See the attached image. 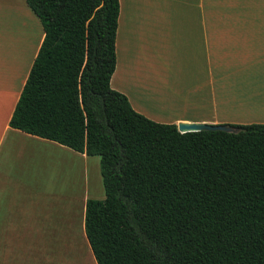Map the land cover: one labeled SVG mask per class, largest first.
<instances>
[{
	"label": "trees",
	"instance_id": "obj_1",
	"mask_svg": "<svg viewBox=\"0 0 264 264\" xmlns=\"http://www.w3.org/2000/svg\"><path fill=\"white\" fill-rule=\"evenodd\" d=\"M45 38L10 125L101 159L98 264H264V123L182 133L111 86L120 0H26Z\"/></svg>",
	"mask_w": 264,
	"mask_h": 264
},
{
	"label": "crops",
	"instance_id": "obj_2",
	"mask_svg": "<svg viewBox=\"0 0 264 264\" xmlns=\"http://www.w3.org/2000/svg\"><path fill=\"white\" fill-rule=\"evenodd\" d=\"M44 38L26 0H0V264H44L46 221L74 185L61 158H92L10 125ZM116 52L111 86L157 122L264 123V0H120Z\"/></svg>",
	"mask_w": 264,
	"mask_h": 264
},
{
	"label": "rangeland",
	"instance_id": "obj_3",
	"mask_svg": "<svg viewBox=\"0 0 264 264\" xmlns=\"http://www.w3.org/2000/svg\"><path fill=\"white\" fill-rule=\"evenodd\" d=\"M177 73L188 74L186 68L180 69ZM248 108L247 110L254 109L252 106H248ZM80 159V163L76 159V164H78L75 167L71 165L73 164L71 156L61 158V167L70 166L67 170L69 172L68 182L74 178V185L68 188V186H72L70 182L68 186L66 185V189L63 186L60 187L58 212L49 221H46V231L40 240L42 248L37 249V255L38 252L41 253L37 259L39 261L41 255L44 264L48 262L54 264H98L85 229L86 202L89 198H105V188L100 177L96 178L94 174L85 173L78 165L81 164L82 169L85 170L89 168L91 173H96L97 170L99 173V166L97 169L96 163L100 157L92 156L91 160H87V162L81 157ZM69 160L71 161L69 162Z\"/></svg>",
	"mask_w": 264,
	"mask_h": 264
},
{
	"label": "water",
	"instance_id": "obj_4",
	"mask_svg": "<svg viewBox=\"0 0 264 264\" xmlns=\"http://www.w3.org/2000/svg\"><path fill=\"white\" fill-rule=\"evenodd\" d=\"M178 129L182 133L203 131V130H223V131H234V128L228 124H209L202 122H190L182 121L178 123Z\"/></svg>",
	"mask_w": 264,
	"mask_h": 264
},
{
	"label": "bare ground",
	"instance_id": "obj_5",
	"mask_svg": "<svg viewBox=\"0 0 264 264\" xmlns=\"http://www.w3.org/2000/svg\"><path fill=\"white\" fill-rule=\"evenodd\" d=\"M70 161H71V160H69V162H70ZM74 163H75V162H74ZM68 164H70V163H68ZM84 164H85V163H84ZM65 165H66V164H65ZM71 165H73V164H71ZM75 165H76V164H75ZM75 165H74V166H75ZM67 166H68V165H67ZM69 167H70V166H69Z\"/></svg>",
	"mask_w": 264,
	"mask_h": 264
}]
</instances>
